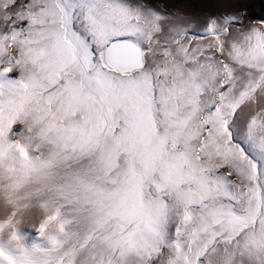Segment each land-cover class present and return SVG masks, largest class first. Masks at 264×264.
<instances>
[{"label":"snow or ice","instance_id":"6c2138e0","mask_svg":"<svg viewBox=\"0 0 264 264\" xmlns=\"http://www.w3.org/2000/svg\"><path fill=\"white\" fill-rule=\"evenodd\" d=\"M246 16L0 0V264H264Z\"/></svg>","mask_w":264,"mask_h":264},{"label":"rangeland","instance_id":"374dc122","mask_svg":"<svg viewBox=\"0 0 264 264\" xmlns=\"http://www.w3.org/2000/svg\"><path fill=\"white\" fill-rule=\"evenodd\" d=\"M180 13L243 12L247 9L246 24L260 23L264 19V0H162Z\"/></svg>","mask_w":264,"mask_h":264}]
</instances>
